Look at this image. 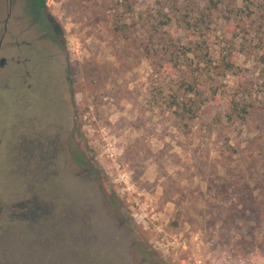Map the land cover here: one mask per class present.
Instances as JSON below:
<instances>
[{"label": "rangeland", "instance_id": "1", "mask_svg": "<svg viewBox=\"0 0 264 264\" xmlns=\"http://www.w3.org/2000/svg\"><path fill=\"white\" fill-rule=\"evenodd\" d=\"M210 1L0 0V264H36L35 195L114 264H264V0Z\"/></svg>", "mask_w": 264, "mask_h": 264}, {"label": "trees", "instance_id": "2", "mask_svg": "<svg viewBox=\"0 0 264 264\" xmlns=\"http://www.w3.org/2000/svg\"><path fill=\"white\" fill-rule=\"evenodd\" d=\"M33 4L35 8H46L45 0H33ZM216 4L217 2L213 0L210 1L211 6L216 7ZM207 20H210V16L204 14L196 18V23L194 24L195 26H202ZM117 30L121 31V29ZM196 48L200 49L204 61L210 64L207 66L211 67L213 61L210 58V53L204 51L202 43L196 45ZM196 50L195 48L181 47L178 52L179 54L186 55L188 52ZM146 52L149 57L153 56V52L156 53V51L149 46L146 48ZM229 56H231V53L225 58L228 59ZM235 64L236 58L226 61V66L229 70L237 68ZM209 71L210 70H208V72ZM185 86L194 97L178 105V107L181 108V112L178 114L183 118L187 117L189 120H194L197 117V112L200 110L201 104H198V97L202 93L197 90L196 85L192 82L186 83ZM254 106L253 103L232 99L227 121L229 123H235L238 120L242 123L245 122L252 114ZM259 189V195L263 199L262 205L264 208V182L259 184ZM54 205L55 204H50L42 198L40 199L38 195L32 196L16 205V218L22 222L28 223L30 226H34V228H38L34 240L30 245L37 250V256L34 257L36 264H114L112 258L105 259L102 253H83L82 250L86 249L92 251L95 249H106L109 246V241L100 240V242H98L99 244L96 243V248H94L91 238L88 239L86 237L87 231L84 229V226L79 224L80 222H76V218L69 219L68 216L70 215L66 212H57ZM43 219H48L46 220L47 224H42L37 227ZM72 227L74 228L71 229ZM81 232H83L85 236H81ZM46 248L50 250L46 251ZM72 251H76V253H72ZM66 255H68V257ZM73 255L75 257H73L72 260L71 257ZM123 263L128 264L126 262Z\"/></svg>", "mask_w": 264, "mask_h": 264}, {"label": "water", "instance_id": "3", "mask_svg": "<svg viewBox=\"0 0 264 264\" xmlns=\"http://www.w3.org/2000/svg\"><path fill=\"white\" fill-rule=\"evenodd\" d=\"M5 63H6V60H5L4 58L0 60V65H1V66H4Z\"/></svg>", "mask_w": 264, "mask_h": 264}, {"label": "built area", "instance_id": "4", "mask_svg": "<svg viewBox=\"0 0 264 264\" xmlns=\"http://www.w3.org/2000/svg\"><path fill=\"white\" fill-rule=\"evenodd\" d=\"M243 263V262H242Z\"/></svg>", "mask_w": 264, "mask_h": 264}]
</instances>
